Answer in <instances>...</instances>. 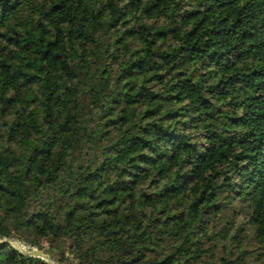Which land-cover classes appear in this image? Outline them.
Here are the masks:
<instances>
[{
	"label": "trees",
	"instance_id": "16d2710c",
	"mask_svg": "<svg viewBox=\"0 0 264 264\" xmlns=\"http://www.w3.org/2000/svg\"><path fill=\"white\" fill-rule=\"evenodd\" d=\"M72 260L264 264V0H0V264Z\"/></svg>",
	"mask_w": 264,
	"mask_h": 264
},
{
	"label": "rangeland",
	"instance_id": "374dc122",
	"mask_svg": "<svg viewBox=\"0 0 264 264\" xmlns=\"http://www.w3.org/2000/svg\"><path fill=\"white\" fill-rule=\"evenodd\" d=\"M16 244H18V246H20V247H22V248H24L26 250L29 249V246L27 244H25L24 242H18ZM62 264H79V263L77 261H75V260H72L70 263L65 262V263H62Z\"/></svg>",
	"mask_w": 264,
	"mask_h": 264
},
{
	"label": "water",
	"instance_id": "95a60500",
	"mask_svg": "<svg viewBox=\"0 0 264 264\" xmlns=\"http://www.w3.org/2000/svg\"><path fill=\"white\" fill-rule=\"evenodd\" d=\"M34 253H37V254H39L41 251L40 250H38V249H33L32 250Z\"/></svg>",
	"mask_w": 264,
	"mask_h": 264
}]
</instances>
